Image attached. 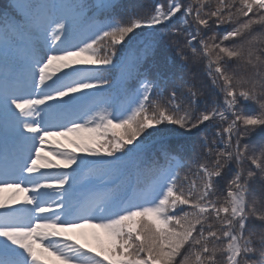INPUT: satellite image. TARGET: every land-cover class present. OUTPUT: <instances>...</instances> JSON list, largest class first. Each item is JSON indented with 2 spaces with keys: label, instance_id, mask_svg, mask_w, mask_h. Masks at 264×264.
<instances>
[{
  "label": "snow or ice",
  "instance_id": "obj_1",
  "mask_svg": "<svg viewBox=\"0 0 264 264\" xmlns=\"http://www.w3.org/2000/svg\"><path fill=\"white\" fill-rule=\"evenodd\" d=\"M206 6L156 0L142 13L124 0H9L0 9V264H264V0ZM85 23L92 34L78 40ZM226 23L236 26L221 34ZM139 36L143 46L125 55ZM201 61L210 85L186 71ZM117 70L137 85L127 108L109 95L105 73ZM9 137L26 149L19 179L5 178ZM53 137L94 159L42 155ZM86 228L106 241L94 249L63 236Z\"/></svg>",
  "mask_w": 264,
  "mask_h": 264
},
{
  "label": "trees",
  "instance_id": "obj_2",
  "mask_svg": "<svg viewBox=\"0 0 264 264\" xmlns=\"http://www.w3.org/2000/svg\"><path fill=\"white\" fill-rule=\"evenodd\" d=\"M9 0H0V9H3L4 7L7 6ZM87 2L91 3L92 0H87ZM124 2H130V3H134L136 5L139 6L141 12L143 13L144 11H151L152 5L154 4V2H156V0H124ZM160 2H166V0H160ZM182 3H186L187 0H181ZM230 2V0H226V3ZM218 3V0H211V7L208 8L206 6L207 10H213L216 5ZM239 5V0H237V6ZM227 11V9L225 10ZM124 15V13H120L118 15L117 18H119V16ZM102 18V17H101ZM191 20V18H189ZM235 24H223L220 26L219 28V32L221 34H223L225 31H230L233 27H235ZM258 27V26H257ZM81 31L86 30L88 31L90 36L92 34V28H91V24L90 23H85L83 25V27L80 29ZM213 30H214V26H213ZM138 31H142V32H146V30H138ZM205 31H210V30H205ZM88 38V37H87ZM146 37L145 36H139L137 37L134 41L131 42V46L130 49L125 48V55H128L129 52H135L138 48H141L145 42ZM226 44H231L232 42H225ZM121 48H124V45L120 46ZM121 56V54L118 52L117 54V59H119ZM88 67L90 68H94L96 66L94 65H88ZM186 71L188 72H194L195 76L197 77L198 82L203 83L205 85H210L211 84V80L207 75V68L205 66V62L201 61L199 64L193 66L191 63L189 64L188 69H186ZM105 75L107 76V78L113 82V84H115L114 87L110 88L109 91V95L110 97L115 101V103L118 106H122L125 100L128 99V92H131L135 89L136 82L129 79L126 82L121 83V73L120 71H112V72H108L105 73ZM205 91L211 93V88L210 87H206ZM256 106L255 105H248L245 107L244 111L246 113H251V112H255ZM112 131H115L117 134H122L123 133V129H114ZM153 131V130H150ZM109 138H111V131L108 133ZM143 138V137H142ZM160 139V138H157ZM166 139H172V137H167ZM103 143V139L100 136H94L93 139L91 141H89V146L90 147H98L100 144ZM76 150V149H75ZM77 152V151H76ZM77 155L80 157H85L87 159H94L93 157H86L85 153L82 152H77ZM161 159V163H163V159ZM186 163H188L189 165H191V160H186ZM75 167V165H72ZM183 171H187V169H184ZM147 179V178H145ZM221 184L223 185L224 182L222 181ZM100 233H102L101 238L102 240H100V242H105L106 241V237L104 235V233L102 231H100ZM95 244L93 245V248L95 249L98 245L97 241L94 242Z\"/></svg>",
  "mask_w": 264,
  "mask_h": 264
},
{
  "label": "rangeland",
  "instance_id": "obj_3",
  "mask_svg": "<svg viewBox=\"0 0 264 264\" xmlns=\"http://www.w3.org/2000/svg\"><path fill=\"white\" fill-rule=\"evenodd\" d=\"M20 94L25 95L26 93L21 92ZM56 122H62V121L57 120ZM0 141H2V140H0ZM9 143H11V142L9 140H7V145ZM12 143H13L12 145H14V150H15L16 156L17 157L25 156V153H26L25 146L20 144L19 142H15V141H13ZM2 145L4 146V143H2ZM53 148L57 149L59 151H64L67 149H71L72 144L69 143L68 139H65L62 137L50 138V143L45 146V152H43L42 155H45L49 151V149H53ZM12 156L13 155H10L9 160H8L7 168H8L9 175L5 177L6 179H9L11 177H17V176L20 177V174L16 170L14 172L15 176H13L11 170L9 169L10 165H11ZM25 158H26V156H25ZM33 158H34V154H33ZM48 158L55 160V158L51 157V156H49ZM65 170L69 171V169H65ZM42 171H46V170L42 169ZM24 175H25V173H24ZM3 195L5 197H7V196L13 195V193L11 191H5L3 193ZM29 195H31V194L29 193ZM23 196H24L23 193L18 194V199L23 200ZM17 206H19V205H12V207H17ZM71 232H72L71 238L77 239L78 243L84 244L86 246L88 244L91 247H93V245L95 244L94 243L95 241H97V243H100V240H102L101 235L97 233L96 229L86 228V229H82V230H73ZM45 259H46V264H59V262L56 261L54 257H46Z\"/></svg>",
  "mask_w": 264,
  "mask_h": 264
}]
</instances>
